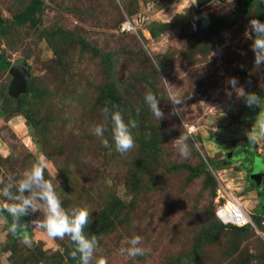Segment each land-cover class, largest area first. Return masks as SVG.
I'll use <instances>...</instances> for the list:
<instances>
[{"label":"rangeland","instance_id":"374dc122","mask_svg":"<svg viewBox=\"0 0 264 264\" xmlns=\"http://www.w3.org/2000/svg\"><path fill=\"white\" fill-rule=\"evenodd\" d=\"M193 3L0 0V58L21 61L27 76L25 91L9 97L11 77L0 69V188L44 160L63 207L91 212L85 235L97 236L94 255L108 264H264V102L248 107L228 84L238 78L237 88L264 100V66L245 35L251 19L264 22V0ZM123 21L133 30L120 33ZM148 91L165 119L145 104ZM113 105L138 124L123 155L102 111ZM100 123L109 148L90 131ZM181 134L187 157L175 145ZM224 200L252 226L217 223ZM42 215L28 214L24 239L0 219V264H79L70 238L51 239L33 223ZM133 235L150 249L134 259L120 253Z\"/></svg>","mask_w":264,"mask_h":264},{"label":"clouds","instance_id":"9594fccd","mask_svg":"<svg viewBox=\"0 0 264 264\" xmlns=\"http://www.w3.org/2000/svg\"><path fill=\"white\" fill-rule=\"evenodd\" d=\"M195 4L196 0H194L193 5ZM252 34H254V38ZM245 35L252 39L251 50L254 53L255 66H264V22L251 19ZM155 68L159 72V61L155 62ZM161 80L169 85L163 78ZM228 84L237 92L238 96L245 97V103L248 107L259 106L264 102L255 93L246 94L243 88H237L238 78H229ZM156 97L155 94L148 91L144 95V102L150 108L153 116L160 121L165 119V115L159 107L160 101ZM168 97L174 106L182 104V100L170 90L168 91ZM102 111L106 118H110L111 135L115 150L122 155L131 151L135 147L132 129L138 127L137 121L128 120L126 122L117 105H113L112 109L104 107ZM90 131L101 139L104 147H111L105 138V132L108 129L104 123L93 125ZM187 140L188 136L186 134H181L175 139L177 151L182 157L188 155ZM46 168L47 164L44 160H37L29 169L24 171L19 179L9 176L10 182L0 188V197L4 198L3 203L0 204V209H6L14 220L29 213H41V210H43L41 218L33 221V223L42 228L51 239L63 240L65 237L70 238L75 244V250L72 251L71 256L73 259L78 256L79 264H108L107 258H96L94 255L99 246L97 236L91 235L89 237L85 235L84 230L91 221V212L82 207L65 209L52 180L45 178ZM128 244V247L120 249V253L133 259L144 256L150 251V249L141 246L142 238L139 235H133Z\"/></svg>","mask_w":264,"mask_h":264},{"label":"water","instance_id":"95a60500","mask_svg":"<svg viewBox=\"0 0 264 264\" xmlns=\"http://www.w3.org/2000/svg\"><path fill=\"white\" fill-rule=\"evenodd\" d=\"M210 0H196L197 5L204 4ZM8 75L11 80L8 85L7 94L9 97H16L18 94H22L25 91L26 83V70L21 61L10 64L7 69ZM258 177L264 176V164L263 168L259 171ZM257 177L256 182L259 181ZM0 219L4 221L5 229L9 230V234L12 239H24L31 236L30 228L28 227V214L22 215L15 220L12 215L6 209H0Z\"/></svg>","mask_w":264,"mask_h":264},{"label":"built area","instance_id":"2783aa9c","mask_svg":"<svg viewBox=\"0 0 264 264\" xmlns=\"http://www.w3.org/2000/svg\"><path fill=\"white\" fill-rule=\"evenodd\" d=\"M140 18L138 21H142ZM136 23V21H134ZM119 32H128L133 30V25L129 21L120 23ZM215 220L224 227H231L234 229H242L252 226L251 219L245 214L240 206L233 200H224L218 202L213 210Z\"/></svg>","mask_w":264,"mask_h":264},{"label":"trees","instance_id":"16d2710c","mask_svg":"<svg viewBox=\"0 0 264 264\" xmlns=\"http://www.w3.org/2000/svg\"><path fill=\"white\" fill-rule=\"evenodd\" d=\"M29 16H30V14H25V17L26 18H29ZM19 19L21 20L22 19V17L21 16H16V17H14V20H16V21H19ZM0 23H1V21H0ZM1 30V29H0ZM83 45L84 46H86V47H88L87 45H85L84 43H83ZM103 57L105 58V60H106V63H107V65H109V69H110V71L112 72V66L110 65V60H111V58H110V54H108V53H105V54H103ZM10 66V63L8 62V61H6V60H4V59H2V58H0V69H2V70H7L8 69V67ZM260 159L259 158H254L253 159V167H254V165L256 166V163L259 161ZM256 168V167H255ZM257 179V178H256ZM258 182H260V180L258 181ZM264 185V184H263ZM263 194V193H262ZM262 194L260 195V197H262ZM263 196H264V194H263ZM263 198V197H262ZM263 204H264V202H263ZM243 229H245V228H243ZM238 230H242V229H238Z\"/></svg>","mask_w":264,"mask_h":264},{"label":"flooded vegetation","instance_id":"af4514ba","mask_svg":"<svg viewBox=\"0 0 264 264\" xmlns=\"http://www.w3.org/2000/svg\"><path fill=\"white\" fill-rule=\"evenodd\" d=\"M263 182H264V180H263ZM263 182H261V183H262V185H263Z\"/></svg>","mask_w":264,"mask_h":264}]
</instances>
